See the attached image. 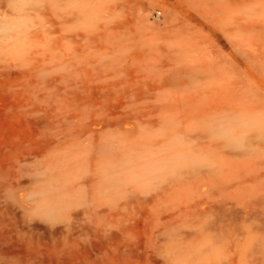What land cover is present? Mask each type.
<instances>
[{"label":"rangeland","instance_id":"1","mask_svg":"<svg viewBox=\"0 0 264 264\" xmlns=\"http://www.w3.org/2000/svg\"><path fill=\"white\" fill-rule=\"evenodd\" d=\"M0 264H264V0H0Z\"/></svg>","mask_w":264,"mask_h":264},{"label":"built area","instance_id":"2","mask_svg":"<svg viewBox=\"0 0 264 264\" xmlns=\"http://www.w3.org/2000/svg\"><path fill=\"white\" fill-rule=\"evenodd\" d=\"M161 14L159 13L158 16H160Z\"/></svg>","mask_w":264,"mask_h":264}]
</instances>
